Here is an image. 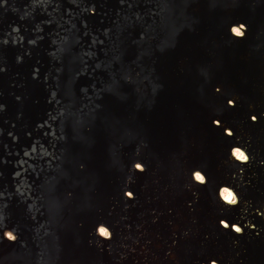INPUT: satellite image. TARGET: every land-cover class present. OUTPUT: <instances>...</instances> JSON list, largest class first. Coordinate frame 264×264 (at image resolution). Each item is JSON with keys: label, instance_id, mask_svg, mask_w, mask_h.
I'll list each match as a JSON object with an SVG mask.
<instances>
[{"label": "water", "instance_id": "water-1", "mask_svg": "<svg viewBox=\"0 0 264 264\" xmlns=\"http://www.w3.org/2000/svg\"><path fill=\"white\" fill-rule=\"evenodd\" d=\"M147 1L164 7V18L156 8L141 24ZM92 18L107 20L98 32L106 37L71 62L93 73L110 60L117 79L105 77L99 99L91 92L89 116L71 119L82 133L71 151L59 141L67 124L52 128L42 155L58 164L53 178L0 158V264H264V0H0V35L10 29L0 47V108L10 100L0 112V157L10 147L4 134L17 131L13 119L39 122L46 95L38 87L69 75L56 65L63 31L87 30ZM25 237L44 250H30Z\"/></svg>", "mask_w": 264, "mask_h": 264}, {"label": "bare ground", "instance_id": "bare-ground-1", "mask_svg": "<svg viewBox=\"0 0 264 264\" xmlns=\"http://www.w3.org/2000/svg\"><path fill=\"white\" fill-rule=\"evenodd\" d=\"M110 1V4L112 5V3L114 4V6L120 10H122L121 8L127 9V5L123 2H117L114 3ZM150 1L144 2L146 4V6L148 7V10L144 12V14H147V18H145L144 20H141V24H144L142 22H146L147 20H149L151 18V12L153 9H156L162 14V18H164L165 16V9L164 7H162L159 4H155V5H150L149 4ZM120 7V8H119ZM130 8V7H129ZM98 20H94V18H92L90 24L92 25V27H89V29L87 30H82V31H77V33H70L68 31H63V34L61 36V43H62V48H61V53L63 54L64 58L63 60H58L56 61V65L63 70V73H68L69 75L61 77V81H59L58 83H56L55 79L51 80L48 79L46 80V83H42L45 84V87H38L39 90L43 91L46 95V98L42 99L39 103V106H37L39 114H38V120L39 122L36 124V121L34 119L31 120V118L29 117H23L22 119L18 120L17 119H13L12 123L15 127V129L17 131L12 132V134H4L6 135V138L8 143L10 144V147L8 149V151L5 153V156H1L0 158H4L3 161L5 163H7L8 167L9 166H14V167H19V166H27L30 168V170L32 172H35L36 174L42 173L43 175H51L53 178L52 173L56 172L58 170V164L56 161H47L46 159H43L44 155H42V152L44 151V147L43 144L45 142H47L50 137H54L55 133L52 132V128L54 126H56L57 123H59L60 125H63L64 123L67 124L66 127H64V130L60 131V135H64L63 139H60L59 141L61 142L60 145L63 144V146H67L66 148L68 149V152L71 151L73 148L71 147L72 144L69 142V140L76 142V140H80L79 138L82 137V133L80 131H73L74 133H71V128L72 126L74 127V121L71 120L73 118L74 115L79 114L81 111L86 112L88 114V116L91 113V103H90V99L89 97L93 94V100H97L101 97V91L102 90H106L105 86L107 81H105V77H111V78H116L117 79V75H115L116 73H114V62L107 60L105 65L99 64V62L97 63H91L94 64V67H98V65L100 66V68L97 72H89V68L88 66H85V62L84 60H82L81 62H83L82 64L80 63V59H84V55H82L84 52H88L85 51L88 47H90V45H100V42H103L106 35L104 34H99L98 32L101 31V29H103V26L107 25V20H102L101 22H97ZM171 23H173V20H170ZM169 22H164V24L168 25ZM140 24V25H141ZM115 25V23L113 24ZM118 27L117 25H115V32L119 33L120 30H117ZM236 29V28H235ZM3 33H1L0 35V47L1 48H5L7 49L6 45V38H8V33L10 31L9 28H4L3 29ZM117 33V34H118ZM118 36H120V34H118ZM114 37L116 38V36H113L112 38V42L114 41ZM111 39V38H110ZM111 42V43H112ZM12 56L17 57L18 53L17 52H13ZM41 57L43 58V60H45V56L43 54H41ZM22 59V58H21ZM77 60V67L74 66L72 64V60ZM20 59L17 57L16 61L17 63L21 62L19 61ZM100 72V73H99ZM101 74H103V77L101 76ZM17 84H15L16 86L14 87H18V85H20V79H17ZM53 81V82H52ZM56 85V86H55ZM98 85L99 90H95L93 91L92 86ZM25 87V84H21V88ZM55 86V87H54ZM49 87H51V90L47 91V88L49 89ZM19 88V87H18ZM18 88L16 90H18ZM30 89H36V87H27ZM17 92V91H16ZM57 92V93H55ZM60 92V93H59ZM92 92V94H91ZM55 93V94H54ZM56 95H57V100H56ZM53 97H55L53 99ZM4 106L0 108V112L4 109L7 108L8 104L10 103L9 98H5L3 100ZM88 109V110H87ZM128 110H131L130 107H128ZM103 110L101 109V112ZM100 112V121L107 119L106 115L101 114ZM2 113V112H1ZM10 115V114H9ZM0 117H4L3 115ZM75 119V117H74ZM22 124L20 125L19 123ZM36 124V125H35ZM69 125L71 128H69ZM17 126V127H16ZM12 127V126H11ZM95 127V126H94ZM13 128V127H12ZM95 130V128H94ZM93 130H91L90 132H84V137L87 139L89 138L90 135H92ZM4 138V136H3ZM2 136L0 135V144L2 143ZM59 138H61L59 136ZM25 140L27 141H32V144L37 145L38 149L37 152L35 151V155H37V157L39 158V162L42 161V159L44 160V162L38 163L37 161H33V155L32 154H27V151L25 150V145L23 146V142H25ZM63 149V148H62ZM63 152V150H61ZM67 151H64V153H66ZM67 152V153H68ZM34 155V157H35ZM95 156L94 154L92 155V157ZM30 164V166H29ZM101 166V165H100ZM103 166L104 163H103ZM17 170V169H16ZM18 173V172H17ZM17 173H12L11 176L14 177V175H16ZM101 181H103V177L101 179ZM63 185H65V183H63ZM224 191L221 190V194L223 195ZM23 194V193H22ZM43 196H36L37 198H35L33 200V204L38 208L44 201H43ZM36 202V203H35ZM40 202V203H39ZM41 208L45 207L44 205L40 206ZM80 209L84 210L85 206L83 207L81 205ZM47 213V217L45 222L49 221V226L51 227V225L53 224V222L56 221V217L53 212V210H49L46 209L45 211ZM45 213V214H46ZM54 217H52V216ZM22 222H25V220H23L22 218L20 219ZM101 229H104V227H99V231H101ZM255 230V229H253ZM10 232H12V234L14 235L15 231L9 230ZM24 241H27L30 243L31 245V249L34 252H42L44 250V246H40V244H35V239H33V237H25L23 239ZM50 245L46 247V249H51L52 248ZM117 251L118 249H114L113 251ZM260 247L255 248V252H261ZM115 251V252H116ZM54 253V250L52 251ZM57 253V252H56ZM80 255H82V253L80 252ZM85 259V257H83Z\"/></svg>", "mask_w": 264, "mask_h": 264}, {"label": "clouds", "instance_id": "clouds-1", "mask_svg": "<svg viewBox=\"0 0 264 264\" xmlns=\"http://www.w3.org/2000/svg\"><path fill=\"white\" fill-rule=\"evenodd\" d=\"M242 26L244 27L243 24H242ZM241 37H243L242 34H241ZM216 90L219 91V87H217ZM229 105L234 106V103H230ZM252 119L255 120L256 117L253 116ZM229 134H231V133L229 132ZM233 153H235V154H234L235 157H236L239 161H241V162H247L248 159H249V157L245 154V152L242 151V150L239 149V148H235V149L233 150ZM137 167H138L141 171H143V168H141L139 165H137ZM194 175H195V179H196V181H198V182H200V183H205V182H206V177H205L201 172L197 171V172H195ZM226 190H227V189H224L223 199H224L225 201H227V202H228L229 204H231V205H235V204H237V203H238V198H237V196H236L232 191H229V190L226 191ZM127 195H128V196H132V193H131V192H128ZM220 223L223 225V227H224L225 229H227V228L229 227V225L227 224V222H226L225 220H221ZM232 227L234 228V230H235V232H236L237 234H242V231H243V230H242L237 224H233ZM252 227H255V226L253 225ZM5 235H6V237L9 238V239H12V240L15 239V236H14V235L12 234V232H10V231H6ZM106 235H107V234H106ZM213 264H215L214 261H213Z\"/></svg>", "mask_w": 264, "mask_h": 264}, {"label": "snow or ice", "instance_id": "snow-or-ice-1", "mask_svg": "<svg viewBox=\"0 0 264 264\" xmlns=\"http://www.w3.org/2000/svg\"><path fill=\"white\" fill-rule=\"evenodd\" d=\"M238 31V30H237ZM227 103L228 104H230V103H233V100L232 99H229L228 101H227ZM216 123L218 124L219 123V121H216ZM235 154V153H234ZM226 191H228V190H226ZM101 232L103 233V234H107V232L104 230V229H101Z\"/></svg>", "mask_w": 264, "mask_h": 264}]
</instances>
